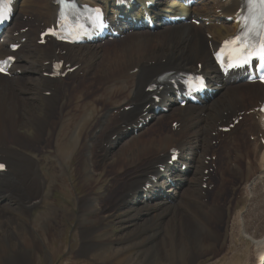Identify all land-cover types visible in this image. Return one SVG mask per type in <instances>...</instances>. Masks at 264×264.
<instances>
[{
	"label": "bare ground",
	"instance_id": "1",
	"mask_svg": "<svg viewBox=\"0 0 264 264\" xmlns=\"http://www.w3.org/2000/svg\"><path fill=\"white\" fill-rule=\"evenodd\" d=\"M82 1L91 5L100 4L107 12H117L114 10L113 0ZM183 2L184 0H157L150 14L153 19L159 13L193 14L207 18L210 25L201 26L198 29L189 24L162 27L156 20L157 27L153 31L133 29L130 34L124 35L116 45H120L118 54L121 58L117 54L111 58L110 49L113 50L116 46H106V48L98 45L64 46L63 48L66 49L64 57L56 55L58 47L53 43L44 47L32 46V38L38 33L40 23L50 22L54 9L49 5V0L18 2L15 7L16 18L4 37L10 41L21 38H27L28 41L26 49L18 50L15 54L17 63L13 70L19 69L21 75L10 79L0 76V160L7 164L6 174L0 177V219L3 213L8 211L15 215L29 210L35 204H30L31 200L40 198L44 190L45 181L40 173V161L29 155L33 146H21L18 137L8 136L6 132L7 129L12 131L16 124L22 122V119H19L17 107L19 98L32 105L34 96L31 98L30 93L34 91L37 100L44 103V107L42 106L44 114L30 119V126L34 129L35 137L27 139L23 137L27 141L25 143H35L39 139H44V144L49 146L54 139L56 128L62 130L64 123L65 129L61 132V135H64L76 126L77 129L74 130L76 142L79 144V140L84 138L79 171L82 168L88 169L94 177H97L106 168L110 170L121 168L120 171L116 170L114 180L111 178L114 183L107 186V191L101 199L93 200L88 196L80 201L78 208L81 215L87 213L86 206L90 204L93 209L89 211L95 216L94 218L103 216V202H106V210L110 204L112 207L110 211L132 210L127 215V223H132L131 242L140 251L139 254L146 259L152 256L164 257V252L169 251V247L174 248L173 250L182 248L187 252L188 263L194 264L202 254L191 249L192 245L196 244L199 247L209 245L212 253L210 256L218 262L223 256L220 254L219 247L215 248L214 245L217 244L223 249L228 237L231 240L234 236L241 242L242 235L250 241V250L247 259L241 260V264H264V148L257 140L258 135L264 137V123L255 120L257 114L249 117L250 123L244 130L256 138L255 142H244L245 148L233 153L234 160L231 161L226 156L225 163L220 165L215 173L209 171L210 162L206 164L208 157L218 153V148L215 153L214 147L211 146V142L219 140V134L215 131L216 124L229 120L241 111L247 112L257 107V102H264V87L258 84L246 85L241 82L238 74H229L226 79L214 77L217 72L210 60L208 43L210 47H213L221 38L234 32L235 28L225 23L222 18L231 16L237 5L235 3L231 5L223 0H200L189 10L182 6ZM218 10L221 12H217ZM141 12L142 7L133 14L140 19ZM35 25L38 27L33 28ZM23 27L30 29L24 35L13 38V33ZM206 35H210L211 39L208 40ZM153 39L158 41L155 49L151 48ZM29 47L31 50L27 49ZM151 49L153 52L151 51L152 54L148 55ZM135 56L136 58H133ZM53 58L64 60L66 64L77 65L79 68L71 76L66 77L65 82L60 79L54 81L44 79L42 75L48 71L44 64ZM103 62L107 67H109L108 63L111 66L110 72L102 76L96 73L95 67ZM197 62L202 63L201 73L208 78L210 84L221 85L220 89H217L216 98L214 97L212 101H208L201 107L186 106L180 109L175 106L171 98L164 96L162 104L168 108L167 114L154 116L151 110H147L145 117L151 116L148 125L141 128L136 135H132V128L130 132L127 131V128L142 118V105L149 103V95L144 93L149 83L154 82L157 77L166 72L184 68L196 70ZM94 73L93 80L99 83V86H96L97 90L92 99L84 102L77 101L75 99L78 96L70 94L73 101L68 100L67 106L59 104L58 100L64 101L60 96L65 94L67 87L73 86L72 92H80L74 90L79 79L84 81V76ZM71 79H74V82L69 85L68 82ZM45 92H50V97H44ZM164 93L167 91L164 90ZM247 105L250 106L245 109ZM123 106L133 108L125 114L120 112ZM87 108H90L93 115L99 118L96 122L92 119L91 122L85 120L89 127L95 124L96 127L89 135L87 132L83 135L82 125L72 122L73 117L66 119L65 115L67 112L74 113L78 118L84 119ZM203 112H212V114L201 115ZM51 114H57L58 120L52 121ZM169 120L176 121L179 128L160 129L161 122ZM151 123L154 129L157 128V133L153 139L146 141L144 133L147 128H150ZM235 130L236 128L233 132L231 131V144L236 143L233 139ZM94 132H99V135L92 140L90 136ZM43 135H45L44 138ZM205 135L208 137L205 138ZM113 137L114 140H112ZM9 138L14 139L11 147L7 145ZM58 142L56 140L55 144ZM203 145H206V148L199 154L198 151ZM160 148L162 150H158ZM171 149H177L180 152L178 164L187 166V171L183 175L178 169V164L167 167L164 174L157 172L159 166L165 165L168 151ZM74 152V150L58 151L56 161L61 167L60 170L68 164ZM51 155L54 157L53 153ZM109 159L110 164H108ZM81 171L84 172V170ZM203 171H208V174L203 175ZM226 172H229L237 182L240 181L238 182L241 184L239 194L245 201L243 210L246 213L244 217L240 211L233 215L232 220L228 219L230 220V236L227 235L226 226L220 229H215L214 226L223 223L219 220L224 216L225 210L219 199L226 196L220 197L226 181ZM151 173L158 177L159 182L156 187L144 192L141 187L146 182L145 176ZM204 178L207 180L203 182ZM219 181L220 184L217 186ZM204 184L213 185V189L204 191L202 189ZM117 187L118 194L115 196L112 191L115 193ZM213 190L217 191L207 201L206 197ZM153 196L155 200L150 202ZM225 207L230 208L228 204ZM106 213L109 214V210ZM95 230L94 226H81L82 247L79 251L81 254H86L97 247V243L91 239ZM238 254L237 250L232 251L229 261L233 258L237 259Z\"/></svg>",
	"mask_w": 264,
	"mask_h": 264
},
{
	"label": "rangeland",
	"instance_id": "2",
	"mask_svg": "<svg viewBox=\"0 0 264 264\" xmlns=\"http://www.w3.org/2000/svg\"><path fill=\"white\" fill-rule=\"evenodd\" d=\"M120 41L110 43L107 47L116 46ZM151 43V48L153 47V49H155L158 41L153 39ZM119 46L120 45L116 46L113 50L110 49L111 58L116 56V54L120 55L118 54L120 53ZM153 49H151L150 52H153ZM152 52L148 53V55L152 54ZM133 58H136V56ZM148 59L149 58H147V60ZM108 66L109 67L106 66L105 62H103L102 64L96 66L98 69L95 67V71L102 76L103 74L106 75L110 72V63H108ZM93 76H95V73L93 75L84 76V81L79 79L78 84L74 86L75 91H80L78 93L74 91L72 92L73 86L67 87L65 94L60 96V98L64 101L60 102V100H58L59 104L67 106L68 100H70V102L73 101L71 95L80 96V98L77 97L75 100L82 102L92 99L97 90L96 86H99V83L93 80ZM71 82H74V79H71L68 84L70 85ZM31 92V98L34 96L32 98V105H29L26 103L28 101H23L20 98L18 101L17 107L19 109V119H22V122L16 124L12 131L7 129L6 132L7 135L9 134L8 136L11 135L18 137V139H20L19 143H21V146H33L32 152H30L29 155L40 161V173L45 181L44 190L40 198L37 197L35 198L36 200H31L30 204H35L31 206L29 210L23 211L22 214L16 213L15 215H12L11 211L3 213V218L1 217L0 219V264H187V252L182 248L173 250L174 248L169 247V251L164 252V257L162 258L152 256L150 259H146V257L141 256V254H139L140 251L135 248L134 243L131 242L130 228L132 227V223H127V215L132 212V210L118 209L110 211L112 208L110 204V208L108 207L107 209L109 210V214H107L106 202H103V216L94 218L95 216H93L89 211L93 209V206L90 204H87L86 206L87 213L85 215H81L80 209L78 208L80 201L88 196H90L93 200L97 198L101 199L107 191V186L110 183H114V181H111V178L114 180L116 170L120 171L121 168H115L114 170L106 168L105 171L97 177H94L88 169L82 168L80 171L84 170L85 173L81 171L83 172V175H81L79 171L81 166L80 154L84 138L79 140V144L76 142V138L74 136V130L77 129L76 126H74L71 130L69 129V131L64 135H61V132L65 129L64 123L62 130H60V128H56L54 131V139L49 146L44 144V139H39L35 143H25L27 141L24 140L23 137L26 139L35 137L34 129L30 126V119L33 116L41 117L44 114L43 101L37 100L35 92ZM57 99L59 98L57 97ZM92 106L93 105H91V107ZM247 107H249V105H247L246 108ZM66 112L67 109L65 110V113ZM204 114L211 115L212 112L201 113V115ZM71 117H73L72 122L74 121L76 124L82 125L81 132L83 135L86 132L89 135L96 127V124L93 127H89V125L86 124V121L91 122L92 119L96 122L99 118V116L93 115V111L90 108H87L84 119L78 118L74 113L69 114V112H67L65 118L69 119ZM51 119L52 121H57V114H51ZM175 122L176 121L174 120L162 121L160 129L162 128V130H168L171 128V124ZM152 126L153 124L151 123L149 126L150 128H147L144 133V139L146 141L153 139V136L157 133V128L154 129ZM236 134L241 136L240 131H237ZM97 135H99V132H94L90 138L93 140ZM44 136L45 135L42 137L44 138ZM207 137L208 135H205V138ZM243 137L245 138L246 136ZM245 139L247 142H250L248 138ZM56 140L59 141L57 144H55ZM223 140L225 141L227 139ZM12 141H14L13 138L8 139L7 145H9V147H11ZM240 143V147L244 148L243 143L241 141ZM216 144V142H212L211 146L218 147ZM204 148H206V145H203L198 153L200 154L203 152ZM213 149L216 153V148ZM59 150L62 152H71L72 150L75 151L74 156L70 157L68 164H63V171L60 170L61 167L59 166V163L57 164L58 161H56ZM158 150L162 149L160 148ZM228 150L229 153H231L229 157H231L233 155L232 150ZM51 153L54 154V157ZM220 154L225 155L223 150L220 151ZM225 156L223 159L211 161L213 163L211 164V169L214 167L220 168V165L225 163ZM231 159L233 158L231 157ZM1 162H3V160H0V163ZM108 164H110V159L108 160ZM228 174L229 172H226V181L223 187L224 192H222L223 190L221 191L220 197L224 195L226 196L219 199L222 208L225 210L224 216L219 220L223 223L215 224L214 226L216 227L215 229H220L223 226H226L227 235L230 236L229 233L231 230L229 229V224L233 215L235 213L238 214L241 211V214L245 217L246 213L245 210H243L245 201L241 199V195L239 194L241 184L238 182L240 181L237 182L235 178ZM244 178L246 177L244 176ZM219 184L220 181L217 186H219ZM216 191L217 190H213L210 194H208L206 197L207 201L210 200L211 196ZM112 194H118V187L116 188L115 193L112 191ZM227 204L230 208L225 207ZM227 222L228 224H225ZM83 225L94 226L96 229L91 235V239L97 243V247L93 248L86 254H81L79 252L82 247L80 230ZM229 238L230 237L227 238L226 243L223 245V249L225 248L224 250L221 249L219 245H214L215 248L219 247L221 250V252L220 250L219 252L223 256H219L222 258L218 260V262L214 261L215 259L210 256L211 247L209 245L201 247L196 244L192 245V250L197 251L199 254L202 253L194 264H223L225 262H227L225 264H241V260L247 259V255L250 250V241L243 238L242 235L241 242L237 241L234 236L231 240ZM228 241L230 242V245ZM231 250L233 252H236L237 250L239 254L237 259L233 258L229 261V258L231 257L230 254L232 252ZM223 253H225V255Z\"/></svg>",
	"mask_w": 264,
	"mask_h": 264
},
{
	"label": "snow or ice",
	"instance_id": "3",
	"mask_svg": "<svg viewBox=\"0 0 264 264\" xmlns=\"http://www.w3.org/2000/svg\"><path fill=\"white\" fill-rule=\"evenodd\" d=\"M6 3V0H0V21H3L4 17H5V9H4V4ZM261 4H264V0H260ZM239 39V37L237 38ZM260 59L264 60V52H262ZM247 61L245 60V63ZM0 71H3V68H0ZM0 167H3L2 165H0Z\"/></svg>",
	"mask_w": 264,
	"mask_h": 264
}]
</instances>
